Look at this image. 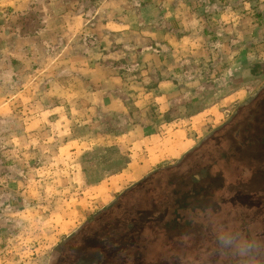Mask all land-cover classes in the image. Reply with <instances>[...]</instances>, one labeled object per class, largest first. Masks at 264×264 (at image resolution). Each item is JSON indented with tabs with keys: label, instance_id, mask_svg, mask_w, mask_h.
<instances>
[{
	"label": "rangeland",
	"instance_id": "rangeland-1",
	"mask_svg": "<svg viewBox=\"0 0 264 264\" xmlns=\"http://www.w3.org/2000/svg\"><path fill=\"white\" fill-rule=\"evenodd\" d=\"M0 264H264V0H0Z\"/></svg>",
	"mask_w": 264,
	"mask_h": 264
},
{
	"label": "trees",
	"instance_id": "trees-1",
	"mask_svg": "<svg viewBox=\"0 0 264 264\" xmlns=\"http://www.w3.org/2000/svg\"><path fill=\"white\" fill-rule=\"evenodd\" d=\"M254 156H256V154H254ZM256 157H257V156H256ZM194 191H195L196 193H199V195L201 196V199H202L201 192H202L203 190H202V189H199V190L195 189ZM205 196H206V195H205ZM184 197H185V198H183V201L186 202L185 200H186L187 197H186V196H184ZM203 197H204V195H203Z\"/></svg>",
	"mask_w": 264,
	"mask_h": 264
}]
</instances>
